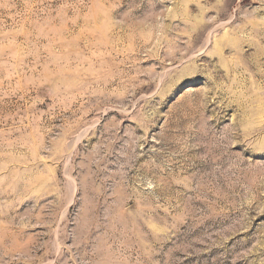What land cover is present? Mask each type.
Instances as JSON below:
<instances>
[{
    "label": "rangeland",
    "instance_id": "rangeland-1",
    "mask_svg": "<svg viewBox=\"0 0 264 264\" xmlns=\"http://www.w3.org/2000/svg\"><path fill=\"white\" fill-rule=\"evenodd\" d=\"M0 264H264V0H0Z\"/></svg>",
    "mask_w": 264,
    "mask_h": 264
}]
</instances>
